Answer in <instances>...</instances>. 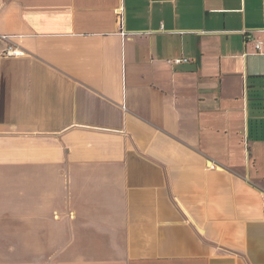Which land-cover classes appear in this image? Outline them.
I'll use <instances>...</instances> for the list:
<instances>
[{"label":"crops","instance_id":"obj_1","mask_svg":"<svg viewBox=\"0 0 264 264\" xmlns=\"http://www.w3.org/2000/svg\"><path fill=\"white\" fill-rule=\"evenodd\" d=\"M3 37L0 264H264V0H0Z\"/></svg>","mask_w":264,"mask_h":264},{"label":"built area","instance_id":"obj_2","mask_svg":"<svg viewBox=\"0 0 264 264\" xmlns=\"http://www.w3.org/2000/svg\"><path fill=\"white\" fill-rule=\"evenodd\" d=\"M3 40L9 42L7 48L0 54V57H7V58H19L26 55L25 51L21 49L19 46L11 43V37H3ZM255 51L256 54H261L264 52V43L263 42H256L255 43ZM190 59L187 58H177L170 60L169 63L173 65H182L189 63Z\"/></svg>","mask_w":264,"mask_h":264}]
</instances>
